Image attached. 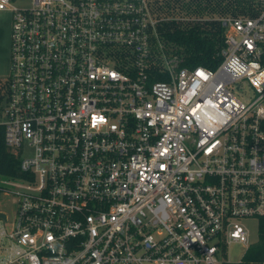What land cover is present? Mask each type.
Here are the masks:
<instances>
[{
  "label": "built area",
  "instance_id": "built-area-1",
  "mask_svg": "<svg viewBox=\"0 0 264 264\" xmlns=\"http://www.w3.org/2000/svg\"><path fill=\"white\" fill-rule=\"evenodd\" d=\"M0 9V131L22 172L0 174L16 204L12 221L0 210V264H224V242L249 245L241 220L264 216V5L221 19L216 69L167 50L162 0Z\"/></svg>",
  "mask_w": 264,
  "mask_h": 264
},
{
  "label": "trees",
  "instance_id": "trees-1",
  "mask_svg": "<svg viewBox=\"0 0 264 264\" xmlns=\"http://www.w3.org/2000/svg\"><path fill=\"white\" fill-rule=\"evenodd\" d=\"M211 1V0H210ZM219 1V0H218ZM234 6L242 12L251 7L249 0H228L224 6L235 3ZM163 4V3H162ZM169 1L162 9L168 7ZM208 5V4H207ZM264 5V4H263ZM261 6V8L263 7ZM168 24V23H167ZM225 26L220 21L212 28L199 24L175 27L167 30L164 37L172 52L183 57V66L196 67L199 65L216 69L222 60V49L225 44ZM165 76H163L164 78ZM166 79V77H165ZM0 174L10 176H21L19 158L12 155L4 143L0 131ZM259 240L251 244L240 261H224V264H264V216L260 217Z\"/></svg>",
  "mask_w": 264,
  "mask_h": 264
},
{
  "label": "rangeland",
  "instance_id": "rangeland-1",
  "mask_svg": "<svg viewBox=\"0 0 264 264\" xmlns=\"http://www.w3.org/2000/svg\"><path fill=\"white\" fill-rule=\"evenodd\" d=\"M169 1L168 7L162 10V12L169 13L176 20H171L168 24L161 26L162 35L167 30H173L175 27H186L195 24H199L204 27L212 28L214 24L219 23L221 19L238 14H254L261 9L264 4V0H249L248 3L251 7L247 8L245 12L239 9V6L235 8V3L229 6L228 0H162V6ZM236 1V0H235ZM12 4L21 8H29L33 4V0H12ZM208 4V5H207ZM163 8V7H162ZM167 50L173 49L168 47V43L163 36ZM3 76L2 78H6ZM0 210H5L12 221L15 216L16 204L11 197L5 196L0 193ZM260 217L245 218L241 222L245 225L249 234V245L241 243L239 241L224 242L218 253L219 259L222 261H240L246 253L248 247L259 240V225ZM11 221L6 223V226L11 227Z\"/></svg>",
  "mask_w": 264,
  "mask_h": 264
},
{
  "label": "crops",
  "instance_id": "crops-1",
  "mask_svg": "<svg viewBox=\"0 0 264 264\" xmlns=\"http://www.w3.org/2000/svg\"><path fill=\"white\" fill-rule=\"evenodd\" d=\"M12 33L13 12L0 9V78L11 74Z\"/></svg>",
  "mask_w": 264,
  "mask_h": 264
},
{
  "label": "water",
  "instance_id": "water-1",
  "mask_svg": "<svg viewBox=\"0 0 264 264\" xmlns=\"http://www.w3.org/2000/svg\"><path fill=\"white\" fill-rule=\"evenodd\" d=\"M0 217H3V218H5V217H6V215H5L3 212H0Z\"/></svg>",
  "mask_w": 264,
  "mask_h": 264
}]
</instances>
